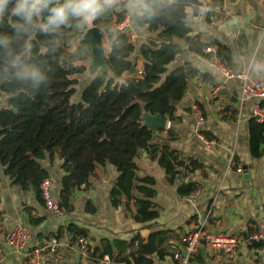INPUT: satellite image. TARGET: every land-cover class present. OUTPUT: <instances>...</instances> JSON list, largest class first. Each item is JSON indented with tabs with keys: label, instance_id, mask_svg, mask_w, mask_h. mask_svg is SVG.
Masks as SVG:
<instances>
[{
	"label": "trees",
	"instance_id": "obj_1",
	"mask_svg": "<svg viewBox=\"0 0 264 264\" xmlns=\"http://www.w3.org/2000/svg\"><path fill=\"white\" fill-rule=\"evenodd\" d=\"M115 1L93 20V25L113 45L106 60L109 71L87 82L77 101L74 97L79 78L88 72L93 59L91 46L82 42L89 23L71 20L54 31L36 28L18 35L12 26L17 18L6 15L0 22V90L5 96L0 105V173L3 171L21 192H33L45 206L41 184L51 177L40 162L46 155L51 163L58 157L63 161L60 207L70 214L74 211L75 192L86 191L100 167L114 166L119 176L110 191L111 204L115 209L126 204V211L141 227L130 240L104 238L94 248L89 244L88 254L96 263L108 255L112 263L152 264L153 255L160 259L175 256L167 247L179 250L169 243L171 231L142 233L152 229L145 224L156 220L159 212L154 202L156 180L141 176L137 159L147 152L172 185L183 173L202 168L198 160L183 161L180 152L157 140H176L172 127L180 119L178 106L191 79L200 73L188 63L170 73L167 67L181 55L184 46L207 57L206 50L216 43L205 45L200 35L190 36L193 30L187 24L186 10L197 8L202 4L200 0H144L134 22L155 36L141 45L143 72L133 76L136 46L129 41L128 32L114 26V20L125 21L129 11L125 9L126 1ZM220 4L221 0H212L207 5L214 8ZM48 15L45 11L40 22H46ZM216 48L221 63L230 68V49L220 44ZM258 103L264 108V99ZM143 112L161 114L171 122L164 137H160L164 131L155 132L144 125ZM249 149L255 159L264 151V121L256 118L249 121ZM198 189L199 184L189 182L181 185L178 193L189 197ZM90 206L86 204L85 213H96V208ZM43 221L30 219L33 226ZM81 222L80 218L74 219L67 227L50 233L49 239H64L66 233L74 241L90 237Z\"/></svg>",
	"mask_w": 264,
	"mask_h": 264
},
{
	"label": "crops",
	"instance_id": "obj_2",
	"mask_svg": "<svg viewBox=\"0 0 264 264\" xmlns=\"http://www.w3.org/2000/svg\"><path fill=\"white\" fill-rule=\"evenodd\" d=\"M122 1L127 3L125 9L129 14L126 18H129L137 35L134 43L135 76H140L144 64L140 47L155 35L150 34L147 27L140 28L134 22V15L139 7L144 6V0ZM200 1L202 4L197 8L188 7L186 10L187 24L193 30L190 36L200 35V41L205 45L216 44L206 50L209 53L207 57L192 53L184 46L181 55L167 67L170 73L188 63L190 68H196L200 73L191 79L187 94L178 106L180 119L172 127L176 140L157 141L180 152L183 161L198 160L202 168L193 173H183L172 185L158 162L152 160L147 152H142L137 163L141 176L156 180L157 196L154 202L159 212L156 220L145 224L151 225L152 229H144L142 233L171 231L169 243L179 252L172 246L167 250L175 256L180 253L183 257L180 248L186 249V238L200 231L202 234L197 250L183 257L187 258L189 264H264V242L249 244L246 241L258 223H262L264 228V151L258 159L250 154L249 121L255 118L257 101H242L245 81L238 76L245 73L253 81L264 78V0H221V4L214 8L207 5L212 0ZM195 9L198 13H195ZM89 26L98 28L93 21ZM218 44L230 49L233 56L230 68H226L217 57ZM212 64L225 68L232 77L227 78ZM203 74H207V77L204 78ZM197 107L205 118L203 126L198 125L194 114ZM167 130L160 137H164ZM55 160L54 164L51 163L46 155V159L40 163L55 182L54 197L59 201L63 161L58 157ZM54 165L56 167L53 168ZM244 167L248 168V178L245 177ZM118 176L114 166L107 164L100 167L97 176L91 178L87 191L75 192L74 211L70 214L62 211L60 216L48 211L33 192H21L1 171L0 243L4 242L6 233L17 225H23L32 232V240L22 252H11L4 246V253L0 255L1 264H31L30 251L48 243L52 236L50 233L67 227L72 219H82L80 226L90 231L87 239L93 248L104 238L130 240L141 225L133 221L126 211V204L118 209L111 204L110 191ZM189 182L199 184V189L191 196L183 197L178 189ZM191 197L194 198L191 200ZM88 203L91 208H96V213H85ZM31 217L43 218L44 221L39 226H33ZM221 234L238 240L233 252L216 249L210 244L212 238ZM175 256L160 259L153 255L152 264H180ZM86 258L73 248L59 249L54 255L45 253L43 260L45 264H96Z\"/></svg>",
	"mask_w": 264,
	"mask_h": 264
},
{
	"label": "built area",
	"instance_id": "obj_3",
	"mask_svg": "<svg viewBox=\"0 0 264 264\" xmlns=\"http://www.w3.org/2000/svg\"><path fill=\"white\" fill-rule=\"evenodd\" d=\"M117 30L126 31L129 34V41L134 44L137 40V35L133 31L132 24L129 18H126L125 21L121 23L114 24ZM215 51V50H214ZM215 68L219 69L227 78H231L232 74L227 71L225 68L217 64H212ZM239 78H242L244 86L241 93L242 101L246 100H256L255 106V118L258 122L264 121V108L258 103L259 100L264 99V78L260 81H253L248 79L245 73L238 75ZM194 114L197 117L198 125L203 126L205 124V118L201 113L200 109L195 108ZM171 126V123L168 122L167 127ZM202 140H205L204 136L200 134ZM54 187L55 182L52 178L45 179L41 184L42 199L44 201L45 207L48 211L55 215H62V209L60 207V202L57 201L54 197ZM194 197H191V200ZM201 232L196 231L191 233L186 238V250L189 254L195 252L199 246L201 239ZM32 240V232L29 228L23 225H17L11 231L6 233L4 237V242L0 243V255L4 253V246L8 247L11 252H22L28 247ZM247 243L252 244L256 241L264 242V228L262 223H258L255 226L252 234L246 239ZM210 244L216 249H223L224 251L230 253L233 252L237 247L238 240L232 237H227L226 235H218L211 239ZM88 246L89 241L87 238L80 237L76 241L69 235L64 239L53 238L48 243L35 247L29 253L31 264H45L43 257L45 253H50L52 255L56 254L59 249H73L76 248L80 251V254L83 256L88 255ZM175 258L180 262V264H189L187 258H183L180 253L176 254ZM1 264V262H0ZM96 264H111V259L108 256H105Z\"/></svg>",
	"mask_w": 264,
	"mask_h": 264
},
{
	"label": "clouds",
	"instance_id": "obj_4",
	"mask_svg": "<svg viewBox=\"0 0 264 264\" xmlns=\"http://www.w3.org/2000/svg\"><path fill=\"white\" fill-rule=\"evenodd\" d=\"M115 0H0V22L4 17L17 18L12 26L16 33L28 34L36 28L44 31L56 30L71 20L82 24L91 23ZM47 11L46 22L41 23Z\"/></svg>",
	"mask_w": 264,
	"mask_h": 264
},
{
	"label": "water",
	"instance_id": "obj_5",
	"mask_svg": "<svg viewBox=\"0 0 264 264\" xmlns=\"http://www.w3.org/2000/svg\"><path fill=\"white\" fill-rule=\"evenodd\" d=\"M82 42L88 43L91 46L92 52H93V59L91 62L92 63L96 62L97 57L102 55V51H103L102 50V34L98 30V28H96V27L89 28ZM112 49H113V45L111 44L109 47V52H111ZM103 66L105 67L103 72L109 71L108 67L106 65V61L104 62ZM90 69H91V67H90ZM103 72H101V73H103ZM131 73H133V76H135L137 73V69L135 67H133L131 69ZM1 93L2 92L0 90V95H1ZM142 119L144 121V125L146 127H148L149 129L155 131V132L165 131L166 129H168L167 128L168 120L165 119L161 114L153 115V114H150L148 112H143ZM244 174H245V177L248 178L249 175H248V168L247 167H244ZM180 251H181L183 257H188V252L186 251L185 248L181 247ZM221 253L223 254L224 252L221 251Z\"/></svg>",
	"mask_w": 264,
	"mask_h": 264
},
{
	"label": "rangeland",
	"instance_id": "obj_6",
	"mask_svg": "<svg viewBox=\"0 0 264 264\" xmlns=\"http://www.w3.org/2000/svg\"><path fill=\"white\" fill-rule=\"evenodd\" d=\"M91 24V23H90ZM98 30L100 31V33L102 34L101 30L98 28ZM109 47H110V42L108 41V39L105 37L102 36V55H100L99 57H97V60L96 62H91L88 64V69H89V65L91 67L90 70H88V72L84 75V76H81L79 78L80 80V84L77 86V94L75 95L74 97V101H77L80 96H81V92L83 90V87L87 84L88 80H91L95 75H100L102 74L101 72L104 71L105 67L103 66L104 65V62L106 61L107 59V56H108V51H109ZM100 73V74H99ZM133 74V73H132ZM5 100V96L4 94L1 93L0 95V105L3 104ZM168 128V127H167ZM170 128V127H169ZM56 161V160H55ZM55 163V162H54ZM53 163V164H54ZM56 167V165L53 166V168ZM56 176H54L53 178L55 179ZM57 184H59V182H57ZM56 184V185H57ZM87 191V190H86ZM77 192V191H76ZM56 195V194H55ZM75 196V195H74ZM74 219H72L73 221ZM88 258V260H91V256H89V254L86 256Z\"/></svg>",
	"mask_w": 264,
	"mask_h": 264
}]
</instances>
